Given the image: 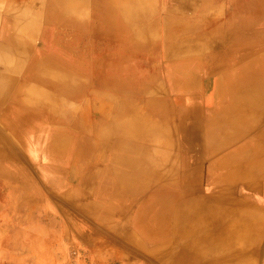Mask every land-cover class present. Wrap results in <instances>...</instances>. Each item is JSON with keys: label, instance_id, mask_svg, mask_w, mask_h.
I'll list each match as a JSON object with an SVG mask.
<instances>
[{"label": "bare ground", "instance_id": "1", "mask_svg": "<svg viewBox=\"0 0 264 264\" xmlns=\"http://www.w3.org/2000/svg\"><path fill=\"white\" fill-rule=\"evenodd\" d=\"M18 6L0 19V187L13 205L34 185L39 192L33 196L46 195L40 191L46 182L17 159L24 152L46 188L74 204L60 210L76 237L89 242L94 232L72 209L98 212V220L115 224L140 201L137 216L115 229L134 253L149 255L150 264H264V125L236 144L264 122V0H32ZM90 8L92 32L96 41L107 39V47L94 50L85 39L84 9ZM163 8L168 16L160 19ZM207 22L209 31L202 27ZM42 30L47 45L29 60ZM204 62L210 67L202 71ZM204 76L211 78L205 97ZM170 86L178 101L154 97ZM90 89L96 101L105 100L100 111L95 105L101 117L94 124L83 107ZM142 92L162 124L135 108L132 114L119 98ZM144 135L165 148L146 154L134 143ZM158 156L159 165L151 161ZM179 160L184 175L172 164ZM70 165L82 170L75 177L82 186L57 190ZM92 183L97 202L89 197ZM13 205L0 211L9 215ZM19 240L0 235V246H23Z\"/></svg>", "mask_w": 264, "mask_h": 264}, {"label": "rangeland", "instance_id": "2", "mask_svg": "<svg viewBox=\"0 0 264 264\" xmlns=\"http://www.w3.org/2000/svg\"><path fill=\"white\" fill-rule=\"evenodd\" d=\"M2 1L3 3H0V10H2L0 12V19L5 20L10 16L9 9L12 6L18 8L19 4H23L32 0ZM84 10H86L85 13L89 16V20L86 21L87 27L84 28L85 39L88 40L89 43L93 44L94 50L97 49L96 44H99V46L101 47H107L108 40L101 39L96 41L97 37L92 32V16L96 15V13L93 9ZM167 16V10L163 8L160 12L159 18L163 19L167 18ZM212 26L213 24L211 22H207L204 23L202 27H204L206 31H209ZM43 37H47V35H43L42 30L40 32V36L38 35V38L33 42L32 48L30 49V52L28 54L29 60L32 59L38 49H40L44 45H47L43 42ZM66 38L67 37L64 36L57 37V39L62 40L58 41L59 43H64V40H66ZM136 62L138 64H141L142 58L137 57ZM208 67L210 66L206 62H204L200 70L205 71ZM173 75L177 79L179 78L177 77V72L173 73ZM200 79L202 86V96L205 97V89L207 88V84L211 82V78L209 76H204L200 77ZM165 88H169V86H166ZM92 90L93 89H90L88 90V92H86L85 96L88 98L86 99L88 100V105L86 106L85 104H83V107L87 111L90 122L94 124L93 122H98L99 118L101 117L99 116L100 113L96 112L95 109L97 108L95 105L98 104L100 106V111V108L105 100L96 101L95 97L93 96L94 94ZM154 97L167 99L170 100V102L172 101V103L174 101H178L179 99V96L174 91H172L171 86L170 90L163 91L162 94L158 92ZM119 98L122 100L123 104H129L130 107L128 108L131 113L132 109L135 108L134 113L151 118L153 123L156 125L162 124V116L158 113H154L153 111H149L146 107V95L143 92L141 94H135L132 96H129L127 94H120ZM150 112L154 114L151 115ZM131 113H125V115L129 116L131 115ZM174 119L178 120V118L176 117ZM263 125L264 122H262L261 124L254 123L246 132V138L241 136L240 141L236 144L239 145L240 143V145H242L241 142H246L250 138L254 137L257 131L261 129ZM144 136L146 138H143L138 142L134 141V143L135 145L140 146L146 154H154L155 152H158V150L165 148L163 145L158 144L156 146L151 144V140H148V135ZM89 137L92 138L91 135H89ZM113 137L118 141V135H115ZM121 140L122 138H120L118 142L121 143ZM117 141H114V145L118 144ZM236 144L234 146H237ZM23 154L25 155L24 152ZM24 155H17V159L22 163V166L28 171H31L30 174L37 181L41 179L43 183L46 182L47 184L46 179L41 176L39 167H30L26 161V155ZM155 159L157 158H151V161L158 165L162 163V158H160L159 156L157 159L158 161ZM215 159L216 157L212 156L210 158L204 159V162H207L206 164H209L214 162ZM102 162H107V158L105 157L100 159V163ZM172 164L176 165V167H180L177 171L178 174L184 175L187 172L181 160H179L178 163L174 162ZM92 165L89 162L86 166L91 167ZM79 172H82L80 168H74L70 165L63 174L62 179L57 183V190H59V188H62L64 191H68L74 188H80L83 183L75 178L77 177V174ZM46 184L44 188L40 187V191L44 190L46 195H42L39 197L33 196L39 192L34 185L30 188V190L27 189V191L21 197L19 203H15L16 206H14L13 203L6 197L4 190L0 187V205H2L3 207H8L12 204L14 207H16L13 211L10 212L9 215L0 211V235H19L21 242L23 241V246H16L14 248L13 246L1 245L0 264H11V261L14 260H16L18 264H21L22 262L23 264H150L149 259H151V257L149 255H143L141 253H134V247L131 246V242L128 239L127 240L130 243L126 241L122 242V239L118 236V233L115 229V225L117 223L128 224L129 222H131L133 217L137 216V212L139 211L142 204L140 201H138L137 203H133V205L131 206L132 209H130L127 214L117 217L115 219V224H112L111 222L104 223L103 221L98 220L97 216L101 215L98 212H95V215L88 214L89 216H87L83 212L79 211V209H72L75 214H80L83 219L86 217V226L94 232L92 241L89 240V242H87L85 239L79 238V236L76 237V234L78 232L70 223H68L63 218L64 213L60 210L62 207L64 208V206H74V204L70 202L69 199L62 197L59 192L46 188ZM91 186L89 188H92L89 192V197L92 198L93 202H97L98 198L95 197L94 194V189L97 184L92 183ZM27 201L32 202V204L29 205L24 203ZM4 250H8V252L6 254H3ZM20 252H22V254ZM121 257L125 258L121 259ZM153 262L155 263L154 260Z\"/></svg>", "mask_w": 264, "mask_h": 264}]
</instances>
